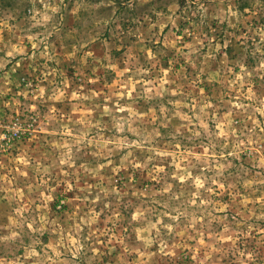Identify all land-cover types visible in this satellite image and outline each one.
<instances>
[{
  "label": "rangeland",
  "instance_id": "rangeland-1",
  "mask_svg": "<svg viewBox=\"0 0 264 264\" xmlns=\"http://www.w3.org/2000/svg\"><path fill=\"white\" fill-rule=\"evenodd\" d=\"M0 264H264V0H0Z\"/></svg>",
  "mask_w": 264,
  "mask_h": 264
}]
</instances>
